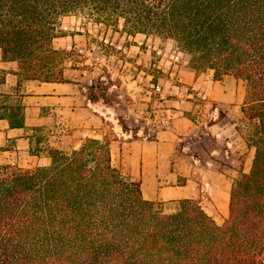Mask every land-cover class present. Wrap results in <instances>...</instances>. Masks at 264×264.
<instances>
[{
	"label": "trees",
	"instance_id": "trees-1",
	"mask_svg": "<svg viewBox=\"0 0 264 264\" xmlns=\"http://www.w3.org/2000/svg\"><path fill=\"white\" fill-rule=\"evenodd\" d=\"M86 7L128 36L171 41L195 72L243 81L251 168L217 225L197 200L169 213L145 200L105 138L50 150L47 167L0 164V264H264V0H0L2 59L27 80L66 82L58 22Z\"/></svg>",
	"mask_w": 264,
	"mask_h": 264
},
{
	"label": "crops",
	"instance_id": "crops-1",
	"mask_svg": "<svg viewBox=\"0 0 264 264\" xmlns=\"http://www.w3.org/2000/svg\"><path fill=\"white\" fill-rule=\"evenodd\" d=\"M71 65L69 62L63 70L66 82L27 80L18 62L3 60L0 51V164L25 169L47 167L49 151L62 148L53 147L50 140L64 141L74 151L88 136L90 91L95 87H90L82 62L74 64L75 68ZM157 68L162 76L155 79L150 90L141 89L131 96L132 116L136 123L146 125L150 115L165 110L172 115L171 126L150 141L137 135H117L110 143L112 164L123 176L140 183L142 197L148 201L166 204L203 199L200 193L208 190L210 200L200 203L216 224L221 223L228 216L232 179L220 174L223 181L214 185L201 168L208 169L217 160H230L237 166L233 170L236 175L248 172L247 161L254 157L251 149L237 142L235 133L230 139H222L223 144L216 139L223 134L226 124L222 122L241 115L244 82L232 77L217 81L212 71L195 72L187 58L171 67ZM210 104H217L224 114L219 121L207 119L209 110L205 108ZM78 116L80 121H74Z\"/></svg>",
	"mask_w": 264,
	"mask_h": 264
},
{
	"label": "rangeland",
	"instance_id": "rangeland-1",
	"mask_svg": "<svg viewBox=\"0 0 264 264\" xmlns=\"http://www.w3.org/2000/svg\"><path fill=\"white\" fill-rule=\"evenodd\" d=\"M58 27L60 35L63 36L53 41L54 47L67 51V58L71 60L72 64L82 62L83 68L88 72L90 87L92 86V89L95 87L94 91H90V97L96 96L97 102L90 103L91 115L86 138L99 140L105 138L113 141L117 139V135H135L137 129L146 125L134 121L131 96L141 89L150 90V85L155 84V79L162 76L161 70L157 67L163 65L171 67L173 64H179L184 58L189 59L186 54L183 53L185 56L179 54L180 51L171 41L153 36L136 35L131 37L124 34L121 19L118 21L108 20L100 16V10L96 12L92 7H86L83 12L61 17ZM80 49H82V53L79 52ZM104 89L105 94L102 97ZM199 101L202 106V100ZM215 108H217V112L214 111ZM199 109L195 111V116ZM205 109L209 110V114H206L209 121H219L224 116L217 104H210ZM157 112L151 116L156 115ZM74 121L79 122L80 117H75ZM222 123L226 125L222 129V136L216 138L219 144L221 142L223 144L222 139L234 137V133L237 142L246 144L250 125L244 119L242 112L240 117L236 116L232 118V121L228 120ZM230 123H235L236 126H230ZM123 127H126V130ZM85 139L79 143V147ZM50 144L55 145L53 147H62L55 150L63 153L72 152L70 144L64 143V141L50 140ZM66 145H69L67 149ZM250 149L254 154V149ZM251 165L252 161L248 160L245 167L248 172ZM235 168H237L236 164H231L230 160H225V162L217 160L216 164L208 169L206 167L201 169L205 178H212L214 185L223 181L220 174L225 175L227 180L232 179V185L241 175H236L233 172ZM208 170L212 172L210 176L206 174ZM200 194L204 198L199 197L194 200L205 202L211 198L208 190ZM161 204L167 213L172 212L177 205L176 203ZM215 217L218 216L215 215ZM223 222H217V225H221Z\"/></svg>",
	"mask_w": 264,
	"mask_h": 264
},
{
	"label": "built area",
	"instance_id": "built-area-1",
	"mask_svg": "<svg viewBox=\"0 0 264 264\" xmlns=\"http://www.w3.org/2000/svg\"><path fill=\"white\" fill-rule=\"evenodd\" d=\"M156 90L159 91V88L156 87ZM214 111L217 112V108ZM171 121L172 115L165 110H160L156 115H150L146 126L140 127L135 135L141 137L144 141L153 140L160 131L168 129L171 126Z\"/></svg>",
	"mask_w": 264,
	"mask_h": 264
}]
</instances>
